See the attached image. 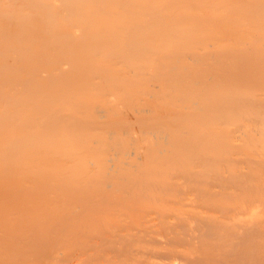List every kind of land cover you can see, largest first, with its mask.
Here are the masks:
<instances>
[{
    "label": "bare ground",
    "instance_id": "1",
    "mask_svg": "<svg viewBox=\"0 0 264 264\" xmlns=\"http://www.w3.org/2000/svg\"><path fill=\"white\" fill-rule=\"evenodd\" d=\"M92 225L73 264H264V0H0V264Z\"/></svg>",
    "mask_w": 264,
    "mask_h": 264
},
{
    "label": "rangeland",
    "instance_id": "2",
    "mask_svg": "<svg viewBox=\"0 0 264 264\" xmlns=\"http://www.w3.org/2000/svg\"><path fill=\"white\" fill-rule=\"evenodd\" d=\"M107 224H108V223H107ZM95 226H97V225H95ZM100 226H101V225H100ZM103 227H104V226H103V224H102L101 228H99V230L101 229L102 231H99V233H98V231H96V230H98V226H97L96 228H95V227L93 228V225H92V227H89V228L86 227L87 229H86L85 227L83 228V227H81V226H80V227H78V226L74 227L75 230L73 229L74 231H72V233H71V234H72V237H73L72 241H70L71 239L69 240V237L71 236L70 234L67 235V236H65V237H68V238H66V239L69 240V243H70V242H73V245H72V246H67V243H66V242H67L68 240H66V239H64V238H63V240H66V241L64 242V241L62 240L63 243H62V242H60V243H61L65 248H64L61 244H60V245H61V247H60V245H58L59 243L56 244V246L58 245V246H57V247H58L57 249H60V253H61V252L64 253V252L66 251V252H65V255H64V256H66V257H64V256L62 255V256L64 257V258H63L64 260H63V259H59V258H62V256H61L60 253H59V254H60L59 256H61V257H59L58 260H59L60 262L63 261L64 263H65V262L68 263L67 260L71 262V261H72L71 259H73V261H72L71 263H72V264H73V262H74V263H77V262L79 261V260L77 261V258H78L77 254H78L79 251L81 250V249H79V248L81 247V246H79V245H81V244L78 243V242H79L80 240H82V238L84 239V241H86V240H87V241L90 240L88 234H89L90 232H91V234H92V231H94L93 234H92V236H91V234H89L91 238L94 237L93 235H95V233H98L99 235H101L100 232H101V233L106 232V231H103V229H104ZM107 227L109 228L108 225H107ZM107 227H106V228H107ZM90 228H93V230L90 229ZM106 228H105L104 230H106ZM108 228H107V229H108ZM67 229H69V228H67ZM82 229H83V230H82ZM95 229H96V230H95ZM109 229H110V228H109ZM109 229H108V230H109ZM69 230H70V229H69ZM69 230H68V232H71V231H69ZM71 230H72V229H71ZM87 230H88V231L90 230L89 233H87V232H88ZM76 231H77V232H76ZM84 231H85V232H84ZM79 232H81L82 234H80ZM83 233H84V234H83ZM78 234H80V235H78ZM81 235H82V238H81ZM95 236H96V235H95ZM72 237H70V238H72ZM78 238H79L80 240H79ZM57 242H58V241H57ZM69 243H68V245H69ZM70 244H71V243H70ZM77 244H79V245H78L79 247L76 246ZM66 246H67V248L69 247V248H68L69 250L66 249ZM59 247H60V248H59ZM62 247H63V248H62ZM71 247H72V248H71ZM76 247H77V250L79 249L78 252L76 251ZM81 248H82V247H81ZM64 249H65V250H64ZM71 249H73V250L71 251ZM63 250H64V251H63ZM67 250H68V251H67ZM86 251L89 252V250H86ZM107 251H109V250H107ZM76 252H77V253H76ZM110 252H111V255L113 256L114 254H113L112 252H115V251H114V248H110ZM63 253H62V254H63ZM66 253H67V254H66ZM105 253L107 254V253H109V252H104V253H103V252L101 251L99 254H101V255H102V254L105 255ZM75 254H76V255H75ZM109 254H110V253H109ZM109 254H107L108 259H107V258H104L103 255H102L103 257L100 256V255H97V256L102 257V258H100V259H99V258H96V260L99 262V263L97 262V264H100V262H101L100 260H101V259H102V260H103V259H104V260L107 259V260H108V263H109V262H110L109 259L111 258ZM80 256H81V255H80ZM67 257H68V258H67ZM93 257H94V256H93ZM105 257H106V256H105ZM109 257H110V258H109ZM65 259H66V260H65ZM98 259H99V260H98ZM107 260H106V262H107ZM92 261L94 262L95 260H92ZM93 262H92V263H93ZM71 263H69V264H71ZM59 264H63V263H59ZM94 264H95V263H94Z\"/></svg>",
    "mask_w": 264,
    "mask_h": 264
}]
</instances>
